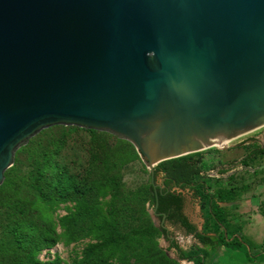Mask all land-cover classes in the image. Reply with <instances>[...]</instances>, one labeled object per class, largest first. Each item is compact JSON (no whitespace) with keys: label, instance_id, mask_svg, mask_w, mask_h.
I'll use <instances>...</instances> for the list:
<instances>
[{"label":"water","instance_id":"obj_1","mask_svg":"<svg viewBox=\"0 0 264 264\" xmlns=\"http://www.w3.org/2000/svg\"><path fill=\"white\" fill-rule=\"evenodd\" d=\"M53 125L129 141L154 188L264 126V0H0V184Z\"/></svg>","mask_w":264,"mask_h":264},{"label":"rangeland","instance_id":"obj_2","mask_svg":"<svg viewBox=\"0 0 264 264\" xmlns=\"http://www.w3.org/2000/svg\"><path fill=\"white\" fill-rule=\"evenodd\" d=\"M109 138L112 143L117 140L112 133ZM88 144L89 133L84 127L53 125L41 129L16 149L12 164L15 174L4 187L3 194L29 203L35 218L48 223L55 232L53 244L33 252L41 264H142V256L149 253L155 241L167 254L166 264H195L197 254L204 256V264H217L218 249L226 246L220 244L218 236L229 238L233 233L254 244L251 253L264 250V153L252 155L246 159V164L242 161L250 150L264 145V126L231 140L225 147L212 146L190 155L189 161H196L197 172L193 176L206 182L207 192L215 195L222 189L230 191L232 196L231 201L218 202L216 197L209 200L207 192L196 195L189 188L182 190L184 211L199 232L214 239L213 245H209L183 235V241L181 233H174L177 228L168 224L182 249L195 255L193 261L178 258L175 249L168 248L169 243L163 235L152 237L133 232L151 223L160 224L153 212L149 169L139 153L129 150L117 153L109 172L114 178L112 185L99 184L88 190ZM49 161L51 167L47 166ZM53 164L65 170L64 176L71 187H77L73 190H85L84 198L99 215L79 214L77 192L67 197L50 194L46 199L38 195L30 186L31 174L36 167H45L46 175L52 178L56 170ZM164 172H160L156 184ZM215 204L224 210L228 225L225 230L210 217V205ZM103 217L121 232H129V236L118 244L102 245L103 231L98 224ZM17 220L21 219L12 215L11 209L0 207V255L12 242L10 227ZM255 260L262 262L260 256Z\"/></svg>","mask_w":264,"mask_h":264},{"label":"trees","instance_id":"obj_3","mask_svg":"<svg viewBox=\"0 0 264 264\" xmlns=\"http://www.w3.org/2000/svg\"><path fill=\"white\" fill-rule=\"evenodd\" d=\"M89 133L88 144V166L86 173L89 176V184L86 188L93 190V186L104 184L106 186L112 185L114 178L109 175L112 168L113 159L117 153L129 150L136 152L134 146L127 140L116 136L117 140L112 143L109 135L110 132L104 130H95L85 128ZM197 153L192 152L179 157L163 160L154 166V182L161 171H165L162 175L163 180L154 188L150 183V196L152 207L157 213L160 224L158 226L153 223L144 228L133 229V232L146 234L147 236L163 235L168 241V248H173L176 251L178 258L192 260L195 255L186 253L177 241L170 234L169 229L164 225L166 222L174 226L184 229L187 233H192L195 239L202 244L213 245L214 239L209 235L196 230V227L188 220L183 212V204L185 201L184 194L181 190L185 188L191 189L196 195L204 194L208 191V186L203 179H195L194 174L196 161H189L190 155ZM257 153H264V145L250 150L246 157L242 159L246 164V159ZM47 166L52 164L47 162ZM56 167V164H53ZM15 174V167L11 165L4 172V181L0 184V207L11 209V214L16 215L19 219L10 227L12 242L8 249L4 250L0 255V264H41L33 252L40 250L42 247L49 246L55 241V232L50 228L48 223H43L35 218L29 203H21L19 200L11 199L3 194V189L8 185L9 180ZM47 168L36 167L34 173L31 174L30 186L35 189L41 198H49L50 194L56 197H67L77 192L79 201V214L82 216L95 217L99 212L94 206L84 198L85 190L75 191L76 186L70 185L65 175L63 168L56 167L52 178H48ZM209 200L216 197L218 202L231 201L232 196L230 191L218 189L215 195L211 192L206 193ZM157 204V205H156ZM109 211L112 212L110 208ZM210 217L214 223L221 226L224 230L228 227L226 218L224 217V210L220 205H210ZM115 214V213H114ZM113 214V215H114ZM111 215V216H113ZM106 216V215H105ZM107 217V216H106ZM98 227L103 231L102 245H115L125 240L129 236V232H121L105 217L101 219ZM28 228L29 231L25 230ZM220 244L226 245L232 249H238L245 254L249 261H254L258 256L264 264V250L259 253H251V248L254 244L242 235L231 234L229 238L218 236ZM149 253L142 256V264H166L168 257L164 249L157 245V241L150 245ZM197 261L195 264H204V256L197 254Z\"/></svg>","mask_w":264,"mask_h":264},{"label":"crops","instance_id":"obj_4","mask_svg":"<svg viewBox=\"0 0 264 264\" xmlns=\"http://www.w3.org/2000/svg\"><path fill=\"white\" fill-rule=\"evenodd\" d=\"M181 192H182V190H181ZM183 212L187 216L188 220L193 224V222L190 220V218L188 217V215L184 211V208H183ZM168 224L169 223L166 222L164 225L170 231ZM170 225H172V224H170ZM172 226L177 228V230L174 231V233H181L180 235L182 236V238H181L182 240L185 238L183 235H186V237H188V238L193 237L195 239V237L193 236L192 233H187L184 229H182L178 226H174V225H172ZM196 230L199 231L197 228H196ZM170 234L176 240L177 236L174 237V235L171 233V231H170ZM177 243H178V241H177ZM179 246H180V244H179ZM217 253H218L217 264H263V262H258L257 260L249 261L246 259L245 254L242 251H240L238 249H232V248L227 247V246H223V247L219 248Z\"/></svg>","mask_w":264,"mask_h":264},{"label":"bare ground","instance_id":"obj_5","mask_svg":"<svg viewBox=\"0 0 264 264\" xmlns=\"http://www.w3.org/2000/svg\"><path fill=\"white\" fill-rule=\"evenodd\" d=\"M228 142H230V141H225V142H222L221 144H219V145H217V146L226 145Z\"/></svg>","mask_w":264,"mask_h":264},{"label":"flooded vegetation","instance_id":"obj_6","mask_svg":"<svg viewBox=\"0 0 264 264\" xmlns=\"http://www.w3.org/2000/svg\"><path fill=\"white\" fill-rule=\"evenodd\" d=\"M161 182V181H160ZM158 184V183H157ZM183 208H184V204H183Z\"/></svg>","mask_w":264,"mask_h":264}]
</instances>
